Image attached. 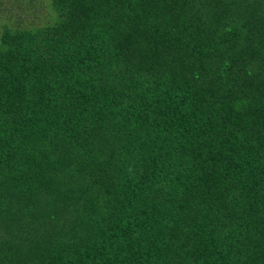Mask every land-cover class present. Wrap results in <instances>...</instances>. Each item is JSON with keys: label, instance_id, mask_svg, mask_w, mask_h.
I'll return each mask as SVG.
<instances>
[{"label": "trees", "instance_id": "obj_1", "mask_svg": "<svg viewBox=\"0 0 264 264\" xmlns=\"http://www.w3.org/2000/svg\"><path fill=\"white\" fill-rule=\"evenodd\" d=\"M0 0V264H264V0Z\"/></svg>", "mask_w": 264, "mask_h": 264}, {"label": "rangeland", "instance_id": "obj_2", "mask_svg": "<svg viewBox=\"0 0 264 264\" xmlns=\"http://www.w3.org/2000/svg\"><path fill=\"white\" fill-rule=\"evenodd\" d=\"M5 5H6L7 7H9V5H10V0L5 1Z\"/></svg>", "mask_w": 264, "mask_h": 264}]
</instances>
